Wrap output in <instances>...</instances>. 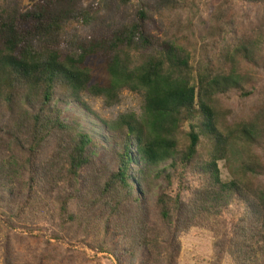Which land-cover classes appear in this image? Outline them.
I'll use <instances>...</instances> for the list:
<instances>
[{"label": "trees", "instance_id": "1", "mask_svg": "<svg viewBox=\"0 0 264 264\" xmlns=\"http://www.w3.org/2000/svg\"><path fill=\"white\" fill-rule=\"evenodd\" d=\"M27 1L0 0V213L24 221L52 208L65 224L101 231L100 213L129 240L132 264H173L181 233L216 225L235 264H264V101L248 116L224 106L257 90L264 41L221 44L228 24L209 22L201 43L193 19L181 22V0ZM156 15L177 22L151 31ZM124 90L142 94V116L106 124L120 136L117 167L84 177L101 146L63 106L82 94L113 105ZM233 143L245 158L224 181ZM154 183L163 185L152 218L141 196Z\"/></svg>", "mask_w": 264, "mask_h": 264}, {"label": "rangeland", "instance_id": "2", "mask_svg": "<svg viewBox=\"0 0 264 264\" xmlns=\"http://www.w3.org/2000/svg\"><path fill=\"white\" fill-rule=\"evenodd\" d=\"M87 1L85 6L103 2V0ZM108 1L113 4L118 2V0ZM142 1L131 0V5L138 7ZM181 2L186 4L184 9L179 10L181 22H186L188 18L193 19L194 31L196 36L202 39L201 43L207 36L209 22L225 27L228 24L224 38L218 40L221 44L224 43L225 38L228 43L235 45H239L240 39L244 38L264 41V5L248 4L242 0H181ZM155 18L156 22H150L149 29L153 31L158 28L161 33L171 21L177 22L175 16H170L164 21L157 15ZM207 49L210 53L211 47ZM256 84L257 90L249 99L243 102L237 97H232L224 103V106L231 108L234 115L248 116L261 100L264 101V63L260 64ZM80 100H69L63 106V119L70 124L77 121L80 132L88 134L101 146L92 151L97 167L83 170L82 175L88 177L91 171L94 174L106 167L116 169L113 152L116 150V142L120 140V136L108 129L106 124L115 127L121 116H132L139 120L143 113L142 94L124 90L120 94L119 102L113 105H107L103 98L88 94H82ZM134 154L133 149L132 155ZM244 158L243 147L239 143H233L228 162L219 164L224 181L238 176ZM162 185L154 183L151 185V191L141 196L146 202L142 208L152 218L155 215L154 204ZM73 191L74 189L69 185V195ZM50 210V213L44 216L34 219L30 216L24 221L13 216L11 220L0 213V264H118L113 254H121L123 257L120 259L124 264H132L130 253H124L129 240L122 239L119 232L115 231L113 223L101 225L100 219L104 222V217L100 213L96 212L99 217L94 221L103 228L98 231L91 224L81 225L70 220L69 224H65L56 210L52 208ZM69 212L76 215L80 214L81 210L77 207V203L71 202ZM215 229L216 225L196 227L181 233L180 251L175 256L173 264H235L229 255L220 251L219 245L223 237H217ZM227 239H230V235H227ZM101 248H104V251H101ZM146 260L151 259L146 256Z\"/></svg>", "mask_w": 264, "mask_h": 264}]
</instances>
